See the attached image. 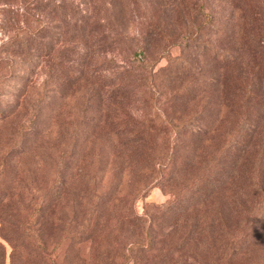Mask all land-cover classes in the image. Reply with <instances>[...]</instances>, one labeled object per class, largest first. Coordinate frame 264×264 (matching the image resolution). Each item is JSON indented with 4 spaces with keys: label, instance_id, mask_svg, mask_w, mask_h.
Masks as SVG:
<instances>
[{
    "label": "rangeland",
    "instance_id": "obj_1",
    "mask_svg": "<svg viewBox=\"0 0 264 264\" xmlns=\"http://www.w3.org/2000/svg\"><path fill=\"white\" fill-rule=\"evenodd\" d=\"M28 1L0 0L6 264H48L27 241L13 261L1 232L5 212L38 205L58 264H264V94L235 78L264 68V0ZM252 119L260 144L239 176L198 193Z\"/></svg>",
    "mask_w": 264,
    "mask_h": 264
},
{
    "label": "trees",
    "instance_id": "obj_2",
    "mask_svg": "<svg viewBox=\"0 0 264 264\" xmlns=\"http://www.w3.org/2000/svg\"><path fill=\"white\" fill-rule=\"evenodd\" d=\"M35 2L36 0L28 1L30 6L32 7L35 6ZM195 22L196 20L193 21V24ZM200 30L202 29L199 25L196 32H192L189 35L185 34V37H186L185 40H187L186 42H189V43L194 42V41L196 42V40L200 38L199 36ZM151 38H154V36H152ZM156 39L157 37L154 38V40ZM148 42L146 43L145 46L152 47V45ZM143 50L149 53V49L143 48ZM224 56H225L224 60L232 59V61H235V60L240 59V56L237 54H233L230 48L226 49ZM247 66H249L247 67V70L245 71L240 70L239 75L235 76V78L238 79L240 82H248V79L253 76V80H255L256 83L254 81V83H252L251 86L249 84L246 86V87L248 86L252 87L254 85L253 89L252 88L249 89L248 91L249 94H252V92H254L256 88H258V91H259L258 94H264V85H263L264 68L260 66L259 67L250 66L248 64ZM94 69H95L94 66H92V68L88 69L87 71H90V73L98 75L97 71ZM23 94H20L18 96V100L16 101V107L22 104ZM107 98L110 99V97H107ZM20 100L21 102H19ZM239 100L240 98H238V101L236 103L231 104L234 106L233 111H236L241 105L243 106L244 103H241V101ZM6 105L7 106L9 105L11 108L8 106L7 108H9V110H7V108L6 107L3 108L2 104L0 103V122H3V123H5L12 115H14V111H15L14 103H12L11 101H8ZM208 122L209 121L202 123V125L198 124L196 125V127H193L195 129V132L193 133L197 134L198 136L202 134H208L209 130L212 129V127L207 126V125L206 127H202L204 124ZM186 126L187 125L185 124L184 126H180L178 128V131H176V133L174 131V133L177 134L179 132L180 134V132L183 133L184 131H187ZM260 127H261L260 123L252 119L247 123V126H244V131H242V133H240L241 131H238V135H236L235 133L233 134V132L229 133L230 136L232 137L230 139V136H229V138L226 139L228 144L222 147L223 149L221 150V152H219L220 155L217 158H212V160L206 162L208 170L215 171L214 172L215 175L211 176L212 179H210L211 181L210 185L197 188L198 193L203 191L204 187H207L208 190H212V189H215L217 186H220L221 184L226 185L228 183L226 182L227 180H229V183H231V181L233 182L234 180H236L234 176L236 174L239 176L240 169L243 168L245 164H247L245 160L246 156L244 155V153L248 151L256 150V148L260 144L259 139H258V136L261 134ZM216 130L217 129L215 128L211 131L214 132ZM192 131L194 130L192 129ZM130 141L131 140H129L127 147L123 148V150L127 153L132 151L135 147V144H132ZM219 147L220 146H218V149ZM170 174L172 176L171 171H170ZM225 189L228 192V197L231 199L229 192H231L232 187H227ZM57 193L59 194V192ZM57 193H56V198L58 199L59 195H57ZM6 199H7V195L5 194L1 195L0 204L6 201ZM36 208L37 209L33 210V213L31 214V216L24 217V218H21V213L19 212V210L16 212H10V213L5 212L6 217L4 218V220L6 221L3 223V226L1 227V232H3L2 236L9 241V244L12 247L11 258L13 261H15V258L18 252L23 255L21 246L22 245L24 246V241H27L26 242L27 244H30V245L32 244L39 249L40 255H45L46 257H48L47 258L48 264H58L56 258L51 256L50 254H47L46 252L47 247H46L45 239H44L45 213H46L45 208L43 207V205H38ZM263 221H264V217H263ZM20 241L21 242L23 241V243H20ZM143 246L144 244H142L141 242L133 245V247H136V248L143 247ZM3 248H4V245L0 243V264H6V256H5V252Z\"/></svg>",
    "mask_w": 264,
    "mask_h": 264
}]
</instances>
